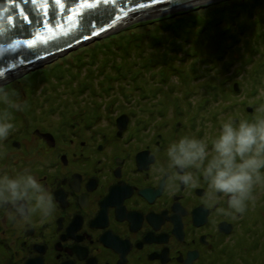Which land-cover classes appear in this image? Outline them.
Wrapping results in <instances>:
<instances>
[{
    "label": "flooded vegetation",
    "instance_id": "obj_1",
    "mask_svg": "<svg viewBox=\"0 0 264 264\" xmlns=\"http://www.w3.org/2000/svg\"><path fill=\"white\" fill-rule=\"evenodd\" d=\"M172 67L160 66L162 77L153 81L151 91L156 90L151 96L147 89L142 91L147 94L140 95L149 100L145 103L149 108L141 107V112L151 116L146 118L151 125L147 129L154 130H129L138 114L135 106L124 110L119 102L104 101V91L91 108L86 101L61 102L60 107L75 110L67 117L64 112L61 124L40 116L31 128L29 122L25 127L18 125L0 141V171L16 174L29 169L56 204L52 217L33 216L28 224L10 219L0 209V264H216L228 245L246 241L245 233L256 228L252 210L258 202L250 200L243 214L228 209L227 198L213 204L207 197V182L196 169L192 171L198 180L192 186L177 181L169 187L170 182L158 179V170L167 168L168 145L181 136L200 139L204 133L167 129H181L185 124L181 103L175 104L172 115L166 113L162 93L172 89L169 85L159 88L163 73ZM259 70L255 68L254 73L262 87L263 104L255 97L254 86L250 88L242 99L251 101L246 108L248 120L260 115L257 109L264 105V70L258 78ZM241 79L237 75L234 84ZM113 110V120L103 116V111ZM120 116L127 120L124 130L118 125ZM172 116L175 121L170 122ZM102 125L106 130H99ZM208 145L210 159L212 143ZM258 190L260 184L252 197ZM227 259L228 264H241Z\"/></svg>",
    "mask_w": 264,
    "mask_h": 264
},
{
    "label": "rangeland",
    "instance_id": "obj_2",
    "mask_svg": "<svg viewBox=\"0 0 264 264\" xmlns=\"http://www.w3.org/2000/svg\"><path fill=\"white\" fill-rule=\"evenodd\" d=\"M263 2L264 0H213L196 7L119 28L94 38L93 40L79 47L73 48L65 54L59 55L50 61L45 62L42 64V66L36 67L33 70L31 69L28 72L23 71L18 75L0 82V85H4L5 87L10 88L17 93L15 100L20 104L19 109L10 110L13 119L16 118V120H12V123L14 124L13 130L18 125V127H25L28 125V122L31 128L33 122L39 121L40 116L52 117L59 120L60 116L64 112H72L71 109L69 110V108H65L64 112L59 109H55L57 108L56 104L59 105L63 101L70 100L76 102L77 104L82 103V101H86L85 105H89V108H91L92 106L98 104L100 96L104 94L107 95V99L103 98L104 101L109 100L111 102H119V105L124 110L131 105L135 106L136 113L138 114L136 115L134 121H131L129 130H154V128L147 129L151 127V125L149 124L150 120L146 118H151V116L145 111L141 112V109H143L141 107L149 108L150 106L149 104L148 106L145 105V103H149V101L140 99V95L145 93L142 92L143 90L141 84L147 85V90L150 91L153 81L158 79L160 80L162 77L159 67H167L168 69L169 66H173L170 68L173 71L170 70L167 73V80H163L162 83H160L159 88L162 89V87L169 85L168 87L172 89L169 94L167 92L162 93L164 96H166L164 99V106L167 110L166 113H170L172 115L173 110H175V104L181 103L183 114L182 117L185 121V124L181 129L175 127L170 128L169 126L167 129L183 130V134H185V130H204L202 137L206 139L208 143H212V141L217 137L223 122L229 118L236 121L247 119L249 112L247 113L246 108L250 107L251 101L248 100L247 102L246 98V100L242 101V99L244 95L247 94V91L251 90L250 88L253 86V89L256 88L258 92L255 94V97L258 99L259 103L263 104V98L260 97V94L262 93V87L257 81L256 75L254 73L255 68L258 69L261 66H264L262 65L264 64V41H262V43L258 41V39H264ZM241 4L243 6L239 7L238 5ZM244 10L245 13L243 12ZM218 15L221 17H218ZM187 16L198 18L195 24L190 21L192 23L193 31L191 45H189V39L186 37L187 34L184 30L185 33L183 37H181V42L179 41L180 38H177L176 35L175 37L177 39L173 40L174 43H172V39L174 38L170 39V37L166 38L161 36L159 38L161 42L158 41L160 44L158 45L156 43V47L153 46V48H156L154 49V52H152L153 54L151 51H148L149 47H145L149 45L146 44V34L148 32H152L151 38L154 36L157 37V34L160 36L162 33L161 31L166 30L165 27L163 29L160 28L162 24L168 26L170 22L174 23L176 18H187ZM216 20H220L218 24L220 25V27H218L220 28V31H217L216 29L217 27L214 23ZM186 30L190 31L191 29L187 28ZM214 30H216L215 33L213 32ZM133 32H136L138 35H142L145 32L143 38V40H145V44L143 45L145 47L144 50L146 51L143 52L144 50L141 49L143 52L142 55L144 56V54L147 52L146 59L150 57L154 60V62H157L153 68V71L148 70V73L151 76L149 83H147V81H141L139 78L136 80L133 79L131 71H129L127 68L129 66L136 71L141 69L139 67L140 65L138 66L135 64L134 59L136 56L137 61L141 60L139 57L141 56V53H139L138 49L134 50V55L130 54L125 57H114L117 55L123 56L122 54H126V52L123 51L124 48L119 47L117 43L118 38H121L118 42H121L124 45V43L128 41L127 39L132 36ZM220 35H225L223 41H221L225 42L223 45H220L221 50H219V46L217 45L220 44L217 40L218 36L220 37ZM122 40L124 42H122ZM114 42H116V44H113ZM104 44L107 45V48H100L105 50L103 51V55L102 53L99 55L98 60H96V64L86 66L88 69L90 67L93 68L94 77L89 78L92 79L90 82L93 81L90 85L95 87L92 89V87L89 85L90 88H87L80 94L81 84L83 83L82 80L88 75V73L85 74V71L81 70L79 74V70L77 69L76 65L68 67L66 64L72 63V61H76L78 58V63L81 64L84 60H86L88 56L87 54L92 52L90 48L95 46H103ZM225 44L227 46L224 47ZM173 45L177 46V48H180L179 50H181V52L169 49L170 47L172 48ZM229 46H231V48H228ZM257 46H261L260 51L257 50ZM115 50H117V53H114ZM166 50L168 53H166ZM196 51L198 53L194 56V52ZM227 51H231L230 57L225 56L224 58H220V60H216V57L213 59L211 58V55L215 54L216 52H220V54L224 52L223 54H226ZM184 54L187 55V59H183ZM238 54H240V56H238ZM244 60H246V62ZM115 61L117 62L116 65L113 64ZM141 61L146 62V60ZM230 61L234 63L232 65L233 67L230 66ZM102 62H106L107 67L105 69V73L110 74L112 77L119 76L116 81L111 82V85L108 84V81L104 80L103 75L99 74L101 68L104 65ZM118 63H124L123 67H119ZM217 63H222L223 65L220 66V64L217 65ZM174 66L177 68V70H175ZM222 66H224V68L221 70L223 73H218ZM165 68L163 70H165ZM194 68L196 72H192ZM241 68L245 70L242 74H240L242 79L241 82H238V84L236 83L239 86V89L236 90L234 81L239 74L238 70ZM42 69H46V71H48L47 74L44 73L46 74L45 79L47 82H41V84L44 83L43 85H35L34 83L30 84L29 81L31 79L29 80L28 77L37 70L40 71ZM119 70L121 71L119 72ZM123 70L129 71L127 72L128 74L120 75L123 74ZM136 71H134L133 74ZM157 71L159 74L158 76ZM77 73L79 74L78 77ZM229 73H231L230 76L226 75ZM62 75L65 77L61 78ZM263 75L264 71L262 72V76ZM42 76L44 75L42 74ZM95 77H99L98 79L103 78L102 82L104 83L100 85L101 89H97ZM257 77L261 78V73H259ZM222 79L226 80V84H222L224 82ZM55 80H66V82H61H65L64 86L60 84V86L56 87L60 88V91H62L61 97L56 96L58 94H55L58 89H56V91L53 90ZM104 84L108 87L107 89ZM136 85L139 87L136 88ZM105 89L106 93H104ZM135 89H140V91L137 92L135 96L130 97L135 94ZM188 89V93H183V90L187 91ZM76 91L78 93H76ZM92 92H94V96L92 95ZM47 94L48 96H46ZM78 94H80V96H78ZM76 98L79 99L77 100ZM133 99L135 100L133 101ZM125 101L128 102L127 107L123 106L124 103H126ZM82 108L86 107L82 106ZM250 109L251 108H249V110ZM22 110L26 113L25 115L21 113ZM113 112L114 110L108 113L103 111L102 113L104 117L111 121L115 118ZM69 113H65L64 115L67 117ZM64 119L65 117H62V120H59L60 124ZM153 120L157 123L159 121L157 117H154ZM172 120L173 116L172 119H170V122ZM160 126L158 127V130ZM95 129L96 128H91L90 130ZM64 130H66V128H64ZM81 130L88 129L82 128ZM99 130H106V128L102 125ZM207 130L214 131L208 132ZM255 192H257V190ZM258 192L259 194L253 197L255 199L256 197L259 199L256 201V203L258 202V205H254L255 207L252 210L253 221L256 222L258 220L260 223V225H258L259 227L253 228L254 231L258 232L245 233L248 239L247 243L238 242L236 245L231 244L229 246L231 253L244 257L245 264H264L262 262V258L264 257V253L262 254L264 250V200L261 199V197L264 198V183L260 184V190H258ZM236 238L237 236L235 239ZM243 243L247 245L246 250L243 248ZM256 243L257 246L254 249L253 246ZM216 264H223V260L216 261Z\"/></svg>",
    "mask_w": 264,
    "mask_h": 264
},
{
    "label": "clouds",
    "instance_id": "obj_3",
    "mask_svg": "<svg viewBox=\"0 0 264 264\" xmlns=\"http://www.w3.org/2000/svg\"><path fill=\"white\" fill-rule=\"evenodd\" d=\"M16 95L0 85V141L14 128L10 110L20 108ZM257 111L260 115L252 120L229 118L222 123L212 141L210 159L206 139L185 135L173 140L167 147V168L158 170V179L170 182L169 187L177 181L192 186L198 180L192 171L196 169L207 182L209 201L214 204L227 198L228 209L243 214L254 187L264 183V105ZM0 209L6 210L10 219L28 224L33 216L52 217L56 204L52 193L25 168L16 174L0 171Z\"/></svg>",
    "mask_w": 264,
    "mask_h": 264
},
{
    "label": "water",
    "instance_id": "obj_4",
    "mask_svg": "<svg viewBox=\"0 0 264 264\" xmlns=\"http://www.w3.org/2000/svg\"><path fill=\"white\" fill-rule=\"evenodd\" d=\"M210 1L0 0V82L42 66L107 32ZM88 5L97 7L93 11ZM82 13L86 27L80 25ZM118 125L120 130L127 127L125 117H118Z\"/></svg>",
    "mask_w": 264,
    "mask_h": 264
},
{
    "label": "trees",
    "instance_id": "obj_5",
    "mask_svg": "<svg viewBox=\"0 0 264 264\" xmlns=\"http://www.w3.org/2000/svg\"><path fill=\"white\" fill-rule=\"evenodd\" d=\"M262 2V1H261ZM259 3H260V1H259ZM264 3V2H263ZM239 7L241 6H243L242 4L241 5H238ZM225 9V8H224ZM214 12H216V11H214ZM240 12V11H239ZM244 13H245V10L243 11ZM248 14V13H247ZM218 17H221L220 15H218ZM190 20H189V19ZM187 19V20H186ZM198 18H196V17H193V16H187V18H184V17H178V18H176L175 20H174V23L173 22H170L169 24H168V26L167 25H165V24H162V26L160 27L161 29H163L164 27H165V29L166 30H162L161 32V34H160V36L157 34V37L156 36H154L153 38H151V34H152V32H148L146 35H147V39H146V44H149V45H147V46H145V47H149V49H148V51H151V53L152 52H154V49H156V48H153V46L154 47H156V43L159 45L160 43L159 42H161L160 41V37L162 36V37H170V39H172V38H174V39H172V41L173 40H176L177 38H180V42H181V37H183V35H184V30L186 31V34H187V36L186 37H188V41H189V45H191V43H192V23L193 24H195L196 23V20H197ZM192 23H191V22ZM219 22H220V20H216V22H214L215 24H216V29H217V31H220V28H218V27H220V25H218L219 24ZM262 25V24H261ZM187 28H190L191 30L190 31H187L186 29ZM155 31V30H154ZM164 31V32H163ZM215 31L216 30H214L213 32L215 33ZM222 31V30H221ZM217 33V32H216ZM144 34H145V32H144ZM144 34H142V35H138V34H136V32H133L132 33V36L130 37V38H128L127 40V42L126 43H124V45L121 43V42H118L121 38H118V40H117V43H118V45H119V47L120 48H124V52H126V54H122L123 56H120V55H117V56H114V57H125V56H127V55H130V54H133V52H134V50H139V53H141V56H139L140 57V59L141 60H146V62H142L141 60H139V61H137V58H136V56H135V64H137L141 69L140 70H134V69H132V67H127L128 69H129V71H131V73H132V78L133 79H141V81H147V83H149L150 81V75H149V73H148V70L149 71H153V68H154V66L156 65V63L157 62H154V60L152 59V58H148V59H146L147 57H146V54H147V52H146V54H144V56L142 55L143 54V52H145L146 50H144L145 49V47H144V45L143 44H145V40H143V38H144ZM175 35L177 36V38L175 37ZM225 37V35L224 36H222V35H220V37L218 36V38H217V40L219 41V43L220 44H217L219 47V50H221V47H220V45H223L225 42H221V41H223V38ZM186 40V39H185ZM159 41V42H158ZM187 41V40H186ZM258 41L260 42V43H262V41H264V39L262 40V39H258ZM257 41V42H258ZM111 42V41H110ZM122 42H124L123 40H122ZM259 42H258V44H259ZM172 43H174V41L172 42ZM113 44H116V42H114ZM154 44V45H153ZM178 44V43H177ZM176 45V44H175ZM175 45H173L172 46V48L170 47L169 49H171V50H177L178 52H181V50H179L180 48H177V46H175ZM151 46V47H150ZM168 46H169V43H168ZM225 46H227L226 44L224 45V47ZM115 47V46H114ZM118 47V48H119ZM138 47H140V48H138ZM157 47H159V46H157ZM258 47V51H260L261 50V46L259 47V46H257ZM100 48H107V45H103V46H95V47H93V48H90L91 50H92V52H87L88 54V56H87V58H86V60H84L81 64H79L78 63V60H79V58L76 60V61H72V63H67L66 64V66H72V65H76L77 66V69L79 70V74H80V72H81V70H84L85 71V74H87L88 73V75L82 80L83 81V83L81 84V92H80V94L83 92V91H85L87 88H90V84H92V82L93 81H91L90 82V80H92V79H90L89 77H94L93 75V68L92 67H90L89 69L88 68H86V66L87 65H89V66H91V65H95L96 64V60H98V58H99V55L102 53V55L104 54V50L105 49H100ZM116 48V47H115ZM228 48H231V46H229ZM141 49H143L144 51L142 52L141 51ZM190 51V50H189ZM114 53H117V50H115V52ZM166 53H168V51L166 50ZM195 54H194V56L198 53L197 51L196 52H194ZM224 53V52H223ZM220 54V52L219 53H215V54H213V55H211V58L213 59V58H215L216 57V60H220V58H224L225 56L226 57H230L231 56V51H227V53L226 54ZM136 54V53H135ZM153 54V53H152ZM189 54H190V52H189ZM134 55V54H133ZM237 55V54H236ZM238 56H240V54H238ZM166 59V58H165ZM183 59H187V55L186 54H184V57H183ZM195 59V58H194ZM152 60V61H151ZM230 60H231V58H230ZM141 61V62H140ZM245 62H246V60H244ZM116 61L113 63V64H115L116 65ZM79 64V65H78ZM102 64H104L103 65V67L101 68V71L99 72V74L100 75H103V77H104V80L105 81H108V84L109 85H111L112 83L111 82H113V81H116V79H118L119 78V76H117V77H115V76H110V74H108V73H105V69H106V62H102ZM119 64V67L121 66V67H123V65H124V63H118ZM220 63H217V65H219ZM234 63L232 62V61H230V66H232ZM221 65H223L222 63L220 64V66ZM262 65H264V64H262ZM134 66V65H133ZM225 66V65H224ZM224 66H222L220 69H219V72L218 73H220V72H222L223 73V71H221L223 68H224ZM152 67V68H151ZM233 67V66H232ZM244 68V67H243ZM243 68H241V69H239L238 70V72H239V74L238 75H240L241 73H243V71L245 70V69H243ZM264 70V66H261L260 67V70H259V73H260V71L262 72ZM121 70H119V72H120ZM129 71H125V70H123V74H120V75H126V74H128L127 72H129ZM134 71H136L134 74H133V72ZM172 71V70H171ZM47 72L48 71H46V69H42V70H40V71H36V72H34L31 76H29L28 78H29V82H30V84H32V83H34L35 85H43L45 82H47V80L45 79V76H46V74H47ZM192 72H196V70H195V68L192 70ZM44 73H46V74H44ZM122 73V72H121ZM42 74L44 75V76H42ZM78 73H77V77H78V75H79ZM230 74L231 73H229V74H226V75H229L230 76ZM159 74H158V71H157V76H158ZM164 75H165V77H164ZM237 75V74H236ZM167 73L166 72H164L163 73V79L160 81V83H162V81L165 79V80H167ZM231 76H233V75H231ZM33 77V78H32ZM63 77H65L64 75H62V77L61 78H63ZM226 77H228V76H226ZM47 78V77H46ZM99 77H95V79H96V82L95 83H97V85H96V87H97V89H101V84H103L104 82H102L103 81V78H100V79H98ZM115 79V80H114ZM210 79H211V77H210ZM212 80V79H211ZM60 81V82H59ZM55 80V85H54V88H53V90H55L56 91V89H58V91L55 93V94H58V95H56V96H60L61 97V95H62V91H60V88H56L57 86H60V84L62 85V86H64L65 84V82H66V80ZM62 81H65L64 83H61ZM75 81H77V80H75ZM222 81H224L222 84H226V80H224V79H222ZM41 82H44L43 84H41ZM69 82H70V79H69ZM90 82V83H89ZM98 82H99V84H98ZM143 83V82H142ZM90 85V86H89ZM142 85V90H144L145 91V89H147V85H145V84H141ZM104 86L106 87V89L108 88L105 84H104ZM155 85H152L151 86V89H152V87H154ZM75 87H76V85H75ZM92 87V86H91ZM95 87V86H94ZM94 87H92V89H94ZM139 86L138 85H136V88H138ZM216 87H217V85H216ZM225 87V86H224ZM226 88V87H225ZM106 89L104 90V91H106ZM217 89V88H216ZM227 89V88H226ZM256 88H254L253 89V91L255 90ZM136 90V89H135ZM155 90H156V88H155ZM154 89L151 91V92H148V94L151 96V94L150 93H152V92H154L155 91ZM47 91V90H46ZM45 91V92H46ZM140 91V89L139 90H136L135 92H139ZM257 91V90H256ZM185 92V90H183V93ZM189 92V89L187 90V92L186 93H188ZM258 92V91H257ZM76 93H78L77 91H76ZM146 93V92H145ZM144 93V94H145ZM45 94V93H44ZM80 94H78V96H80ZM92 95L94 96V92H92ZM46 96H48V94L46 95ZM217 97V96H216ZM56 98H58V97H56ZM144 98H145V96H144ZM77 99V98H76ZM79 99V98H78ZM77 99V100H78ZM67 101H70V100H66V101H64L63 103H66ZM144 101H149V100H144ZM210 102V101H209ZM208 102V103H209ZM75 104H76V102H75ZM62 105V104H61ZM61 105H58V104H56V106H57V108H55V109H59V110H61V111H63L64 112V108L65 107H60ZM67 108H69V107H67ZM74 109V108H73ZM73 109H71V111H75V110H73ZM53 110H54V108H53ZM65 113H69V111L68 112H65ZM92 115V114H91ZM198 117H199V115H198ZM16 120V119H15ZM259 199H257V201H258ZM253 201L256 203V199L255 198H253ZM254 205H256V204H254ZM258 225H260V223L258 222V220L256 221V227H258ZM258 232V231H257ZM257 232H255L254 231V229H253V231L251 232V233H257ZM247 237H245V239H246ZM248 241V239H246V241H245V243ZM238 242H243L242 240H240V241H238ZM248 244H249V242H248ZM260 244H261V242H260ZM243 248H245V250L247 249V245L246 244H244L243 243ZM249 246V245H248ZM256 246H257V243L253 246V248L255 249L256 248ZM228 247H229V245H228ZM226 250H228L227 252H225V253H223V254H225L224 256H222V260H223V262H224V264H228V262L227 261H230L229 259H227V256H229L230 258H232V260H240L241 261V264H245V261H244V257L243 256H241V255H234L233 253H231V251H230V249H226ZM231 254H230V253ZM264 253V250H263V252H262V254ZM264 255V254H263ZM262 262L264 263V257L262 258Z\"/></svg>",
    "mask_w": 264,
    "mask_h": 264
},
{
    "label": "snow or ice",
    "instance_id": "obj_6",
    "mask_svg": "<svg viewBox=\"0 0 264 264\" xmlns=\"http://www.w3.org/2000/svg\"><path fill=\"white\" fill-rule=\"evenodd\" d=\"M104 2L107 3V0H104ZM87 7H88V9L94 11L96 9L97 5H88ZM45 15H49V12H45ZM84 16H85V14L82 13L81 14V21H80L81 27H86L87 26V24L85 22V19H84Z\"/></svg>",
    "mask_w": 264,
    "mask_h": 264
}]
</instances>
